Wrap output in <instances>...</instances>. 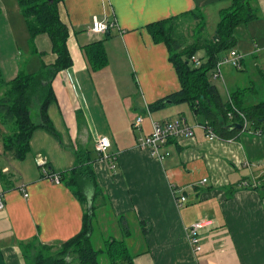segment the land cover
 Wrapping results in <instances>:
<instances>
[{
	"label": "crops",
	"instance_id": "obj_1",
	"mask_svg": "<svg viewBox=\"0 0 264 264\" xmlns=\"http://www.w3.org/2000/svg\"><path fill=\"white\" fill-rule=\"evenodd\" d=\"M230 1L65 0L61 4L62 20L70 28L67 47L73 65L52 84L56 101L49 106L48 116L60 139L40 128L31 138V152L24 161L9 153L0 157L7 178L5 183L0 180V264H28L22 244L37 239L60 245L81 231L84 208L80 202L64 184H55L41 173L43 163L55 173L71 170L77 150L89 151L96 159L94 170L110 199L116 226L120 228L118 218L125 216L134 227L135 236L132 232L127 240L136 256L134 264H264V196L259 190L240 186L242 180L253 177L243 164L264 161L261 138L244 133L240 141H208L197 131L194 138L169 141L164 150L169 155L162 161L138 147V141L151 134L153 121L199 122L184 104L149 112L150 104L178 92L181 84L167 45L156 43L147 26L189 11L208 15L206 8L224 2L226 6L217 10L220 15L232 5ZM256 8L259 19L236 32V48L244 56L242 69L225 67L229 70L223 71L227 98L216 83L225 99L241 87L252 88L245 97L247 104L250 94L264 91L258 73V69L264 73V0H258ZM0 9L4 81L13 80L22 67L29 73L37 71L41 60L53 65L56 55L48 36H37L36 46L29 49L31 38L17 0H0ZM94 17L116 19L118 28L110 35H93ZM18 34L27 50L22 61ZM42 37L50 41L46 48L39 45ZM98 41H104L109 63L93 71L83 48ZM198 55L201 58L204 53ZM240 73L246 75L244 79ZM251 73L254 80L247 79ZM139 117L143 121L135 127ZM40 121L38 114L36 123ZM101 137L110 140L107 155L116 165L114 170L96 151ZM254 172L261 173L257 168ZM204 179L208 181L202 183ZM175 189L187 199L182 207L177 205ZM201 221L212 224L201 231L204 252L198 257L187 228Z\"/></svg>",
	"mask_w": 264,
	"mask_h": 264
},
{
	"label": "trees",
	"instance_id": "obj_2",
	"mask_svg": "<svg viewBox=\"0 0 264 264\" xmlns=\"http://www.w3.org/2000/svg\"><path fill=\"white\" fill-rule=\"evenodd\" d=\"M64 1L17 0L26 19L31 40L40 35L48 36L56 60L53 65H47L41 60L37 71L29 73L23 70L10 82L4 81L0 67V157L9 153L15 160L24 161L31 152V138L40 128L60 139L59 132L48 116V108L56 101L52 87L54 79L60 72L73 65L67 47L70 28L61 17V4ZM257 1L232 0L229 8L220 11L221 19L213 37L209 39L202 36L207 27L204 17L195 11L147 26L156 43L167 45L170 61L176 68L181 84L178 92L150 104V113L160 112L169 105L187 104L194 116L199 118V122L209 123L222 140L240 141L247 130L243 126L242 129L232 128L237 120H230V114L236 115L238 110L245 114L250 130L263 140L264 149V101L257 104L246 103V94L251 92L252 88L237 89L230 94L231 101L225 99L210 79V73L215 69L222 53L237 49V30L259 19ZM189 18L196 23L193 31L196 37H193L192 43H187L180 32V25ZM83 50L93 71L107 67L109 58L104 41L95 42ZM200 52L204 53V56L199 58L201 65H193L192 59ZM258 73L264 84V73L260 69ZM36 105L39 107V123L35 122L32 114ZM75 156L76 165L69 171L55 173L48 163L47 168L49 174H57L60 177V183L73 192L84 208L82 229L60 245L42 244L37 239L22 244L27 263L134 264L136 256L127 242L132 231L125 216L118 218L123 233L122 239L108 236L101 241L99 235H95L94 223L97 227L100 226V214L105 217V212L110 210L111 218L113 217L110 199L97 180L94 170L96 159L91 156V152L77 150ZM0 180L4 183L7 181L1 168ZM254 189L264 196V183ZM143 232L147 233L148 229L143 228ZM25 246L30 248L29 251Z\"/></svg>",
	"mask_w": 264,
	"mask_h": 264
},
{
	"label": "built area",
	"instance_id": "obj_3",
	"mask_svg": "<svg viewBox=\"0 0 264 264\" xmlns=\"http://www.w3.org/2000/svg\"><path fill=\"white\" fill-rule=\"evenodd\" d=\"M117 28L118 22L116 19L107 18L104 20H100L99 18L94 17L90 33H92L93 35H105ZM243 58L244 56L237 49L230 50L228 52V55L217 63L215 67L216 71L214 69V71L212 72V80H223V68L225 66H230L234 69H241L242 62L244 60ZM192 61L195 62L196 66L201 65L199 57L197 56L194 57ZM229 100L231 101L230 96ZM230 117V120L232 121L236 119V123L241 124L244 129L247 130L249 128V123L243 112L237 110V114H230ZM142 121L143 118L139 117L136 121L135 127L136 125H140ZM197 131H202L205 139L208 141H216L221 139L220 136L214 131L213 127L207 122H197L194 125H190L185 119L168 122L153 121L151 134L149 136L142 137L138 141V147L142 149H148L154 157L162 161L169 155L168 152L164 151L169 141L174 139L178 140L183 137L194 138ZM110 145V140L108 138H98L96 142V151L101 155V159L110 161L111 169L114 170L116 165L114 164L113 159H111L107 155V151L110 148ZM243 168L249 170L253 177L251 180H242L240 184L242 188L254 189L260 187L264 183V177H261V175L264 174V161L259 164L246 162L243 164ZM256 168L261 172L259 175H256L254 172ZM41 173L45 178L50 179L53 183L60 184V177L57 174H49L46 163L41 164ZM207 181V179H204L202 183H206ZM21 190L24 192V196L27 198L29 194L26 191L25 187H22ZM174 193L177 205L179 207H182L187 200L186 197L176 189L174 190ZM2 208L3 203L0 202V210ZM211 224V221H201L187 228V236L189 242L198 257H200L204 252V244L201 231L204 228L209 227Z\"/></svg>",
	"mask_w": 264,
	"mask_h": 264
},
{
	"label": "rangeland",
	"instance_id": "obj_4",
	"mask_svg": "<svg viewBox=\"0 0 264 264\" xmlns=\"http://www.w3.org/2000/svg\"><path fill=\"white\" fill-rule=\"evenodd\" d=\"M225 6H226V3L218 2V3L210 5V7L205 9V11L208 12V15H205V13L203 12L204 21H205V23H206V25L208 27L207 30H206V33L204 34L206 39L210 38V36L215 33L216 27H217V25H218V23H219V21L221 19L219 13H217V10L218 9L220 10L222 7H225ZM195 26H196V23L191 18L185 19L184 22L180 25V32L182 34V38L183 39L185 38L187 43H191L193 41V31H194ZM28 37L30 38L29 34H28ZM17 39H18L17 43L21 46V48L23 50V51H20V58H21V61H22L25 58L24 53H25L26 49L24 48L23 38L19 34L17 35ZM49 44H50V41H49V39L47 37H42V40L39 41V45L42 48H46ZM35 46H36L35 40H31L30 39L29 44H28L29 49L34 48ZM228 52H223L222 55H221V58L219 59V61L222 60L224 57H226L228 55ZM197 57H199V55H197ZM192 64L195 65L194 62ZM18 65H21V64L18 63ZM246 66H248V68L250 67L249 66V61L246 63ZM225 67H230V66H225ZM18 68H19V70H21L20 66ZM224 68H223V71H224V74H226V72H227V70H229V68H225V69ZM230 68H232V67H230ZM22 69L24 70V67H22ZM213 71H211V73H210L211 82H213V85H215V86H216V83H217L219 89L222 91V95L227 98V91L224 88V85H223L222 81L219 79L218 80L219 83H218L217 80H212V72ZM215 71H216V68H215ZM239 75H242L241 77L243 79L246 76L245 74L243 75V73H240ZM226 76L227 75H225V77ZM247 79L254 80L253 74L251 73L249 75V78H247ZM242 82H245V81H242ZM241 88H244V87H241ZM250 96H251L250 99H251V103L252 104H257V103H259L261 101H264V91L263 90L255 93V94H250ZM182 106L184 107V109H186L188 112H190V109H189L187 104H184ZM32 114H33V118H34L35 122L38 121V114H39L38 105L34 106ZM245 133H249V134L251 133V134L254 135V132L252 130H250V128H248ZM0 142H1V137H0ZM110 206L112 207L111 204H110ZM105 211H106V208H105ZM109 211L107 210L105 212V214H106L105 217L107 216L106 218L103 217L102 213L100 214V218H101L100 222H101V224H100V226H98V227H101L100 229H98L96 223H94L95 224V231H96L95 235L98 234L99 237L101 238V241H103V239L108 237V236H115V237H117L119 239H122V237H123V233H121L120 232L121 231L120 228H118L116 226V224H115L116 221H114L111 218V215H110L111 212H109ZM129 225H130L131 231L134 232L133 235L135 236L134 227L131 224H129ZM25 249H27L29 251L30 248L25 246Z\"/></svg>",
	"mask_w": 264,
	"mask_h": 264
},
{
	"label": "water",
	"instance_id": "obj_5",
	"mask_svg": "<svg viewBox=\"0 0 264 264\" xmlns=\"http://www.w3.org/2000/svg\"><path fill=\"white\" fill-rule=\"evenodd\" d=\"M107 34L110 35V32H108ZM231 127H232V128L242 129V125L239 124V123H234Z\"/></svg>",
	"mask_w": 264,
	"mask_h": 264
}]
</instances>
